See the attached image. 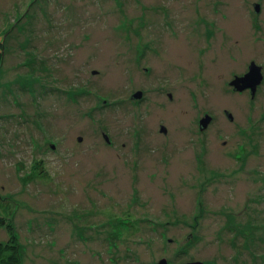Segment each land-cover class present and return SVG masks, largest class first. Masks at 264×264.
I'll use <instances>...</instances> for the list:
<instances>
[{"label":"rangeland","instance_id":"1","mask_svg":"<svg viewBox=\"0 0 264 264\" xmlns=\"http://www.w3.org/2000/svg\"><path fill=\"white\" fill-rule=\"evenodd\" d=\"M0 43L21 264H264V0H0Z\"/></svg>","mask_w":264,"mask_h":264},{"label":"trees","instance_id":"2","mask_svg":"<svg viewBox=\"0 0 264 264\" xmlns=\"http://www.w3.org/2000/svg\"><path fill=\"white\" fill-rule=\"evenodd\" d=\"M2 60V44L0 43V63ZM129 221L134 218L127 216ZM14 214L10 202L0 197V228L4 227L7 239L0 241V264H21L19 244L14 230Z\"/></svg>","mask_w":264,"mask_h":264},{"label":"water","instance_id":"3","mask_svg":"<svg viewBox=\"0 0 264 264\" xmlns=\"http://www.w3.org/2000/svg\"><path fill=\"white\" fill-rule=\"evenodd\" d=\"M259 5H255V12H258ZM262 73H261V67L256 65L254 62H251L248 67V72L245 73L243 76H235L233 80H231L230 85L233 86L234 91H242L244 89H250L251 93L254 94L256 87L260 82L262 81ZM170 96V95H169ZM141 97V92H136L132 98L137 99ZM230 120L232 119L231 114L227 115ZM211 117L209 115H206L201 121H200V129L204 130L207 126V124L210 122ZM162 133H165V127L161 126ZM81 138L79 137L78 140ZM106 141L108 142V137L105 136ZM53 148V146H52ZM158 264H166L164 260H162ZM181 264H204L201 261H194V262H187V263H181Z\"/></svg>","mask_w":264,"mask_h":264},{"label":"flooded vegetation","instance_id":"4","mask_svg":"<svg viewBox=\"0 0 264 264\" xmlns=\"http://www.w3.org/2000/svg\"><path fill=\"white\" fill-rule=\"evenodd\" d=\"M169 97L171 98V95H170ZM198 128H199V130H201V129H200V126H199ZM165 130H166V128H165ZM201 131H204V130H201ZM163 134H166V131H165V133H163Z\"/></svg>","mask_w":264,"mask_h":264}]
</instances>
